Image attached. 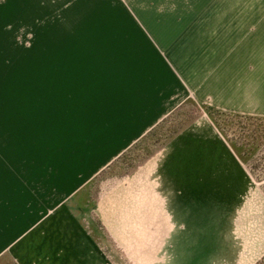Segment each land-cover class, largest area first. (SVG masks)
Listing matches in <instances>:
<instances>
[{
  "label": "rangeland",
  "instance_id": "rangeland-1",
  "mask_svg": "<svg viewBox=\"0 0 264 264\" xmlns=\"http://www.w3.org/2000/svg\"><path fill=\"white\" fill-rule=\"evenodd\" d=\"M77 247L264 256V0H0V264Z\"/></svg>",
  "mask_w": 264,
  "mask_h": 264
},
{
  "label": "crops",
  "instance_id": "crops-1",
  "mask_svg": "<svg viewBox=\"0 0 264 264\" xmlns=\"http://www.w3.org/2000/svg\"><path fill=\"white\" fill-rule=\"evenodd\" d=\"M68 232H72V227H71V223L70 225H68ZM80 231L79 229V223L78 226L76 224L75 226V231H74V241L75 238L78 237V232ZM78 245V243H75V246ZM87 251V253H86ZM99 257L97 255L96 252H92V249H86L84 251V249H80V248H72L69 249V251L67 250V253H64V255L62 256V259H58L56 258V264H102L98 261ZM31 262H33L34 264H46L43 263L44 260L42 259L39 263V259L37 256L33 257L32 255L29 256L28 253H25L24 255L22 254V259H20V264H31ZM49 264V263H47ZM55 264V263H53Z\"/></svg>",
  "mask_w": 264,
  "mask_h": 264
},
{
  "label": "trees",
  "instance_id": "trees-1",
  "mask_svg": "<svg viewBox=\"0 0 264 264\" xmlns=\"http://www.w3.org/2000/svg\"><path fill=\"white\" fill-rule=\"evenodd\" d=\"M254 264H264V256L257 260Z\"/></svg>",
  "mask_w": 264,
  "mask_h": 264
}]
</instances>
